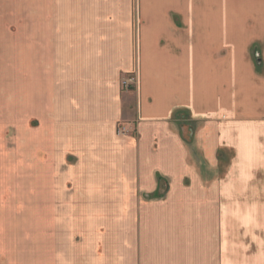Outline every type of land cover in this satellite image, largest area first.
Returning <instances> with one entry per match:
<instances>
[{"label": "crops", "instance_id": "obj_1", "mask_svg": "<svg viewBox=\"0 0 264 264\" xmlns=\"http://www.w3.org/2000/svg\"><path fill=\"white\" fill-rule=\"evenodd\" d=\"M11 165L0 264H264V0H0Z\"/></svg>", "mask_w": 264, "mask_h": 264}, {"label": "rangeland", "instance_id": "obj_2", "mask_svg": "<svg viewBox=\"0 0 264 264\" xmlns=\"http://www.w3.org/2000/svg\"><path fill=\"white\" fill-rule=\"evenodd\" d=\"M62 62L60 60H58V70H51L52 71V76H53V82H57V86H58V91H59V96L56 97V95L53 98V103H52V112H53V122H52V130L56 135H59L61 133H64V116L61 119L59 117L60 114L64 115V89L60 91L61 89V85H63L62 87L64 88V83L61 84L62 82H64V70H60V66H62L63 64H61ZM64 67V66H63ZM44 72V70H42ZM40 72V70H38V73ZM48 72V70H47ZM128 76H124L121 79V84L123 82L124 79H127ZM137 84V83H136ZM135 84V85H136ZM122 87L124 88V86L122 85ZM125 89V88H124ZM43 110V108H42ZM27 115V114H25ZM57 115L58 118H55V116ZM32 127L37 128L40 126L39 121H36L35 119L33 120V122H31ZM22 123H17L14 126L12 124H7L6 128L4 129L3 135L5 137V142L6 145L4 148H11L10 151L13 148V144H12V137L14 135V131H16V129H18L19 127H21ZM131 131V126H128L125 123H121L118 125V133L119 134H127ZM2 151V149H1ZM5 161H7V157H5ZM4 163V162H3ZM6 164V163H4ZM2 167V166H1ZM63 169H64V163H63ZM60 172L62 174H60ZM56 172L54 171V177H63L64 178V170L61 171V169H59L58 174H55ZM24 176H28V175H24ZM0 177H6V178H10V177H15L14 172H13V167L11 166H7L4 170H0Z\"/></svg>", "mask_w": 264, "mask_h": 264}, {"label": "built area", "instance_id": "obj_3", "mask_svg": "<svg viewBox=\"0 0 264 264\" xmlns=\"http://www.w3.org/2000/svg\"><path fill=\"white\" fill-rule=\"evenodd\" d=\"M137 83V75L136 74H130L128 75L127 79H124L122 82V85L125 89H131L135 86Z\"/></svg>", "mask_w": 264, "mask_h": 264}]
</instances>
